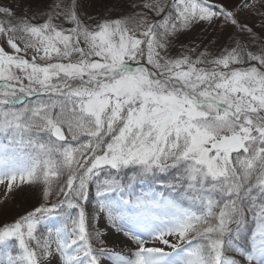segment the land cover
<instances>
[{"label": "snow or ice", "instance_id": "snow-or-ice-1", "mask_svg": "<svg viewBox=\"0 0 264 264\" xmlns=\"http://www.w3.org/2000/svg\"><path fill=\"white\" fill-rule=\"evenodd\" d=\"M0 264H264V0H0Z\"/></svg>", "mask_w": 264, "mask_h": 264}, {"label": "rangeland", "instance_id": "rangeland-1", "mask_svg": "<svg viewBox=\"0 0 264 264\" xmlns=\"http://www.w3.org/2000/svg\"><path fill=\"white\" fill-rule=\"evenodd\" d=\"M18 210L19 208L17 207L13 210L8 211L7 213L0 212V222H10L15 211H18Z\"/></svg>", "mask_w": 264, "mask_h": 264}]
</instances>
